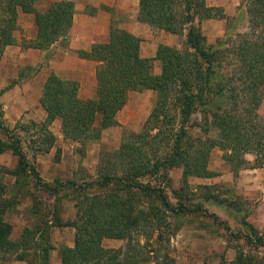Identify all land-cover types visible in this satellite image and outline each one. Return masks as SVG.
I'll list each match as a JSON object with an SVG mask.
<instances>
[{
  "label": "trees",
  "instance_id": "16d2710c",
  "mask_svg": "<svg viewBox=\"0 0 264 264\" xmlns=\"http://www.w3.org/2000/svg\"><path fill=\"white\" fill-rule=\"evenodd\" d=\"M34 1H2L0 57L4 47L13 43L17 7L35 14L38 35L28 47L48 49L58 41L67 44L73 4L63 1L37 11ZM219 8L204 0H140L138 20L172 34H184L185 49L161 44L155 57H144L141 39L113 22L108 42L80 53L82 58L97 62L94 97L82 98L76 80H65L54 73L46 79L39 99L46 118L38 125L47 133L46 124L58 118L64 138L83 146L98 140L103 130L118 125L117 114L131 92L157 93L142 130L126 138L112 153L114 161L104 164L100 190L80 193L75 218L65 224L75 229L73 246L59 248L61 264H176L168 243L179 225L171 228L158 207L142 211L133 204H122L118 193L143 191L156 197L169 216L178 211L156 181L162 175L164 185L169 186V166L183 164L185 178L207 176L208 150L218 146L235 174L246 166L264 167V120L258 113L264 95V0L242 1L246 17L243 31H234L231 21L236 19L227 18ZM224 18L225 36L214 44L207 42L200 22ZM154 61L161 64L159 74L153 72ZM224 64L229 67L226 74L222 72ZM196 114L202 116L198 126L205 133L204 139L190 134L189 123ZM9 134V128L0 122V154L9 151L17 156L16 180L28 177L36 187L56 192L41 180L20 141ZM246 154L254 156L252 163ZM9 173L0 167V264L9 256L28 264H50L55 247L47 228H24L18 238H12L13 225L7 214L13 203L3 182ZM30 181H25L26 185ZM116 183L122 187L113 188ZM142 237L146 242L141 243ZM104 239L125 240L126 245L106 248ZM162 244H167L165 252L159 251ZM232 264L264 262L240 252Z\"/></svg>",
  "mask_w": 264,
  "mask_h": 264
},
{
  "label": "rangeland",
  "instance_id": "374dc122",
  "mask_svg": "<svg viewBox=\"0 0 264 264\" xmlns=\"http://www.w3.org/2000/svg\"><path fill=\"white\" fill-rule=\"evenodd\" d=\"M204 1L209 6L220 7L227 18L236 19L235 22L231 21L234 31L245 30L243 0ZM2 4L0 0V15ZM227 18L200 22L207 42L214 44L225 36ZM115 21L119 23L121 19ZM155 41L158 47L163 44L178 49L186 48L184 34L158 29ZM22 47L18 51L10 49L14 60L9 61L10 55L0 57V122L9 128L11 138L20 141L23 153L35 166L41 180L49 183L56 192L49 193L36 187L35 182L28 177L25 179L20 176L17 181L14 173L17 156L9 151L0 154V167L11 171L3 179L13 203L7 220L13 225V239L18 238L24 228H47L49 241L55 247L51 251L50 261L55 264L59 248L69 244L73 246L75 229L65 224L75 218V202L81 196L80 193L100 190L104 182L101 177L104 164L114 161L112 153L119 149L126 138L142 130L155 105L157 93L153 90L131 92L127 103L117 114L118 125L103 130L98 140L83 146L64 138L58 118L46 124L49 134L38 125L44 123L46 112L39 102L42 93L38 88L39 81L31 83L29 79L37 75L46 61L43 59L35 65L27 63L37 56L24 57L29 51L23 44ZM13 61L14 64L8 63ZM222 67L223 74H226L229 67L225 64ZM160 71V62L154 61L153 72L159 74ZM76 81L82 98L94 97L95 92L91 93L93 78L88 70L85 69L83 77ZM258 113L264 120V95ZM201 119V115H194L189 129L192 137L200 135L204 139L205 133L198 126ZM208 151L206 165L209 175H189L185 178V166L178 163L167 168L168 187L164 185L165 178L162 175L156 180L159 189H163L168 196L170 205L178 211L176 214L168 216L157 198L143 191L118 193L120 201L122 204H133L142 211H147L146 208L151 206L158 207L171 228L179 225L168 243L176 264H232L240 252L264 262V167L251 169L246 166L235 174L225 160L223 150L215 146ZM245 158L252 163L254 156L246 154ZM27 180L30 182L26 185ZM144 181L148 179L144 178ZM112 187L121 188L122 184L116 183ZM142 242H146L145 237L141 238ZM103 245L106 248H120L125 247L126 241L104 239ZM160 248V252H165L167 244H162ZM4 264L28 263L9 256Z\"/></svg>",
  "mask_w": 264,
  "mask_h": 264
},
{
  "label": "crops",
  "instance_id": "0c3cea01",
  "mask_svg": "<svg viewBox=\"0 0 264 264\" xmlns=\"http://www.w3.org/2000/svg\"><path fill=\"white\" fill-rule=\"evenodd\" d=\"M63 1L73 4V18L68 30L66 45L58 41L48 49L28 47L27 44L36 40L38 35L35 14L23 12L20 7H17L12 31L13 43L5 46L2 51V55H10L9 61L14 60L11 58L13 51L10 49L22 50L23 44L29 51L25 56L22 53L24 57L28 56L29 58L34 54L37 56L35 60L27 61V63L35 65L43 59L46 61L37 75L29 79L31 83L39 81V91L42 92L43 85L51 73L65 80H76L83 77L86 69L93 78L91 93L92 91L95 92L97 62L82 58L80 53L90 51L94 44L108 42L113 22L115 25L118 24L119 28L141 39V55L149 58L155 56L158 47V42L155 41L158 29L153 30L149 25L138 20L140 0H35L33 6L37 11H44L51 4ZM120 19L121 21L116 23L115 20ZM8 63L14 64L15 61ZM69 246L72 245L69 244ZM55 264H61L58 255L55 256Z\"/></svg>",
  "mask_w": 264,
  "mask_h": 264
}]
</instances>
